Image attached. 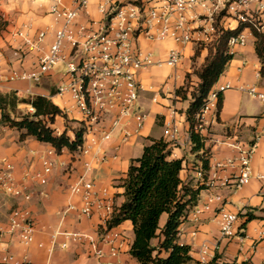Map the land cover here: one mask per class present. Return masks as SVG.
Here are the masks:
<instances>
[{"label": "built area", "instance_id": "1", "mask_svg": "<svg viewBox=\"0 0 264 264\" xmlns=\"http://www.w3.org/2000/svg\"><path fill=\"white\" fill-rule=\"evenodd\" d=\"M93 4L96 5L97 16L89 11ZM48 14L52 18L51 30L54 33L48 50L42 53L33 70L16 71L9 80L27 81L37 86L45 77L58 74L55 95L70 101L65 110L76 111L78 116L75 117H79L80 128L84 129L82 145L73 152L68 151L78 161H82L84 156H91V159L82 162L84 171L70 186V196L78 197L81 206L69 205L67 212L76 210L84 217H97L101 228L97 240L82 232L56 230L52 249L56 248L58 237L62 236L67 239L61 244L62 248L68 247V243H88L91 254L97 259L106 256L117 258L122 233L116 227H109L118 208L115 193L89 174L110 160L103 144L111 141L117 130L122 135V141L141 134L148 117L140 104L143 90L141 72L153 66L177 68L183 58L181 47L195 44L210 48L224 31L240 26H243V30L229 39L228 47L245 45V31L264 32V0H49ZM82 16L86 18L82 20ZM28 28L24 26L11 33L15 54L21 61L30 52L40 51L48 35V30H42L31 37L26 31ZM2 32L0 30V40ZM143 41L152 44L171 42L176 47L168 49L166 58L162 60L145 48ZM62 67L64 71H61ZM199 84H191L190 92H195ZM229 88V83L220 84L217 81L196 116L195 132L205 144L225 145L235 151L233 156L215 160L208 170L203 169L202 163L195 166V179L205 189L219 186L216 184L221 180L220 174L235 169L238 171L233 182L235 190L250 184L254 178L264 180V174L255 175L252 168L253 155L264 135V127L248 144L228 133L220 139L214 137L212 127L218 120L222 95ZM246 92L264 102V92L258 86L246 89ZM31 93L30 88L27 94ZM155 94L152 100L158 102L164 91L160 89ZM31 110L34 111L33 108ZM175 114L176 111H173ZM167 127L170 141L176 146L180 139L178 126L175 121H170ZM188 134L190 137V130ZM65 149L58 153L52 147L42 158L41 170L34 174L26 173L21 180L15 175L13 163L2 160L0 196L30 201L33 198L30 181L46 185L54 169L65 165L58 159ZM117 158V155L112 157L114 160ZM223 200L220 194H208L205 201L193 210L191 218L198 221L201 214L212 210L215 204H221ZM217 217L223 239L234 236L244 238L240 234H244V230H237V214L222 206L218 208ZM14 233H17L19 242L24 246L34 242L36 223L31 210L22 206L21 202L12 208L6 226L0 225V249L5 246V235ZM105 249H108V255ZM211 251L208 245L201 247V264L213 261L215 256ZM13 260L11 253L0 254V263L10 264ZM105 264L120 263L109 261Z\"/></svg>", "mask_w": 264, "mask_h": 264}, {"label": "crops", "instance_id": "2", "mask_svg": "<svg viewBox=\"0 0 264 264\" xmlns=\"http://www.w3.org/2000/svg\"><path fill=\"white\" fill-rule=\"evenodd\" d=\"M49 0H2L0 2V94L15 93L19 97H27V91L31 88V95H41L49 98L65 115L57 116L52 128L56 135H61L67 130L71 139L75 138V131L80 129L79 117L76 111H66L70 101L61 99L55 95L58 74L47 76L40 85L32 86L30 82L16 80L9 77L16 71H31L37 64L42 53L46 52L53 41L54 33L51 30L52 18L48 14ZM89 11L97 16L96 5L93 4ZM86 16H82L84 20ZM3 20V21H2ZM28 26V34L33 37L38 31L48 30L47 38L40 51L30 52L24 60H20L15 54L11 42V33ZM235 27V26H233ZM245 45L228 47L233 59L228 63L225 71L219 77L220 84L229 83V88L222 95V109L217 122L212 130L215 138H222L226 133L248 144L252 141L261 127H264V102L251 97L246 89L258 86L264 92V76H259L261 62L255 48V37L249 30ZM143 46L154 52L155 57L165 59L168 49L176 47L171 42L152 44L143 41ZM180 47V46H179ZM183 58L177 68L166 65L153 66L143 70L140 74L143 86L142 92L149 95L140 98L141 106L147 107L148 117L140 135L131 136L127 141H122V135L117 130L113 138L103 147L107 151L110 160L96 167L89 176L101 185H107L115 193L117 207L124 201L125 188L123 182L127 177L132 160L142 156L144 148L155 140H164L169 143L171 157L183 160V180L192 179L193 186L198 187L195 179V166L202 163V152H193L189 137V122L187 110L193 101L191 84H199L201 81L197 71L205 65L209 48L189 44L181 47ZM198 51V54H196ZM163 89L164 94L158 102L152 98L155 91ZM141 92V93H142ZM178 92V93H177ZM32 106L21 104L12 118L33 113ZM32 111V112H31ZM173 111L176 114L173 115ZM22 113V114H21ZM175 121L179 129V143L173 146L169 137L167 123ZM108 124V123H107ZM22 131L11 127L2 120L0 111V163L2 160H10L15 166V175L21 180L26 172L34 173L41 170L42 158L53 147L51 144L38 141L33 136L21 140ZM205 149L210 150L209 166L217 159L235 155V151L225 145L205 144ZM117 155V159H112ZM64 162V166H57L48 177V183L41 185L38 181H30L33 189V198L30 202L36 223V234L31 245L24 246L19 242L17 233L5 235V246L1 247L0 254L11 253L14 260L10 264H105L109 261H117L120 264H139L130 249L135 239L133 224L127 220L120 223L116 229L122 233L120 253L117 258L97 259L91 254L88 243H68V247L62 248L61 244L67 242L65 237H58L56 248H53V234L56 230L67 232H82L97 240L101 234L97 217L87 218L76 210L67 212L69 205L81 206L78 197L70 196V186L75 178L84 169L82 162L91 159L84 156L81 160L72 157L68 149L62 152L58 158ZM57 160V159H56ZM70 168V171L66 169ZM73 168V169H72ZM253 173L264 174V135L258 142L252 159ZM238 171L229 170L220 174L215 188H203L199 195V205L205 201L210 193L220 194L224 200L221 204H215L212 210L199 216L194 221L191 216L181 226L179 242L191 248L192 261L187 264H201L199 251L203 245L211 248L213 261L210 264H264V180L254 178L252 182L242 189L235 190L234 179ZM228 181V182H227ZM227 182V183H226ZM224 183V185H223ZM13 198L0 199V225L6 226L9 214L16 205ZM224 206L229 212L239 216L237 230L243 229L244 237L239 236L223 239L217 217L219 207ZM167 219L164 214L160 220L163 227ZM195 233V235H194ZM156 243V240L153 241ZM106 255H108V249Z\"/></svg>", "mask_w": 264, "mask_h": 264}, {"label": "trees", "instance_id": "3", "mask_svg": "<svg viewBox=\"0 0 264 264\" xmlns=\"http://www.w3.org/2000/svg\"><path fill=\"white\" fill-rule=\"evenodd\" d=\"M242 30L243 26L224 31L209 48L205 65L197 71L201 82L192 93L193 101L187 110V121L190 125L192 151H204L202 155L205 158L201 161L205 170L209 169L210 150L205 149L202 137L195 132L196 116L211 88L233 59L228 51L229 39ZM253 35L256 53L261 62L259 74L264 76V32L253 30ZM21 104L31 105L34 112L20 115L19 119L17 116L12 118V114H16ZM221 109L222 101L220 111ZM0 111L5 123L22 131L21 140L33 136L40 142L51 144L58 153L63 148L73 152L83 143L82 128L75 131L74 139L69 137L67 130L61 135L55 134L52 125L55 124L56 117L65 115L47 97L27 95L21 98L15 93L0 94ZM183 169V160L171 157L169 144L164 140L153 141L144 148L140 158L131 162L123 182L125 201L117 208L109 227H117L127 220L132 222L135 239L130 253L139 264H187L192 261L191 248L179 242V232L183 223L199 205V195L205 187L199 183L198 187H194L193 178L183 180ZM164 214L167 219L161 227L160 220ZM154 240L156 243H153Z\"/></svg>", "mask_w": 264, "mask_h": 264}, {"label": "rangeland", "instance_id": "4", "mask_svg": "<svg viewBox=\"0 0 264 264\" xmlns=\"http://www.w3.org/2000/svg\"><path fill=\"white\" fill-rule=\"evenodd\" d=\"M65 70V68L64 67H62L61 68V71H64ZM49 77V76H48ZM46 79V77L43 79V81ZM147 98V97H149V95H147V94H145V93H140V98ZM140 104H141V102H140ZM143 107V106H142ZM143 109L144 110H147V107H143ZM22 114V113H21ZM5 160H7V159H5ZM7 161H9V162H11L10 160H7ZM12 163V162H11ZM14 165V164H13ZM67 171H70L71 169L70 168H68V169H66ZM37 172V171H36ZM26 173H29V174H34V173H30V172H26ZM1 198H3V199H8V198H12V197H9V196H6V195H1L0 196V199ZM14 199V198H13ZM32 200V199H31ZM31 200L30 201H24V200H22V199H19V200H17V202H16V204L19 202H21V204H22V206H24L25 208H28L29 210H31V207H30V202H31ZM14 207H15V205H14ZM31 212H32V215H33V211L31 210ZM33 217H34V215H33Z\"/></svg>", "mask_w": 264, "mask_h": 264}]
</instances>
